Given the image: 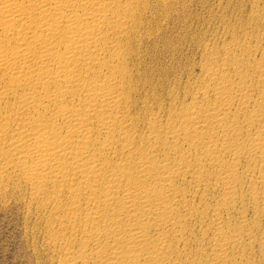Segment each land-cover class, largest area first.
Instances as JSON below:
<instances>
[{
    "label": "bare ground",
    "instance_id": "1",
    "mask_svg": "<svg viewBox=\"0 0 264 264\" xmlns=\"http://www.w3.org/2000/svg\"><path fill=\"white\" fill-rule=\"evenodd\" d=\"M0 204L33 264H264V0H0Z\"/></svg>",
    "mask_w": 264,
    "mask_h": 264
},
{
    "label": "rangeland",
    "instance_id": "2",
    "mask_svg": "<svg viewBox=\"0 0 264 264\" xmlns=\"http://www.w3.org/2000/svg\"><path fill=\"white\" fill-rule=\"evenodd\" d=\"M189 5H190V3H188V5L185 7L186 11L185 10L182 11L183 14L179 15L180 20L178 19V17H176V18H174V20H172L173 22L170 21L169 24H167L168 28L170 26H172V27H170L171 29L169 28L170 30L167 29V27H165L166 29L164 28L165 30L163 29L164 30V36L168 35L167 38H169V39L171 38L170 36H172L171 39L174 40L177 38V36H181V34H184V27L187 28V30L185 29V33H186V31L188 32V31L194 30L195 25L196 26L198 25L199 21L202 18L201 16L204 15L201 12H203V13H205V12L203 11L204 9L202 7H200L198 5L196 6V4H193V5L191 4L190 7H189ZM198 8L201 10V11L199 10L200 14H198V12H195V11H198L197 10ZM189 9H190V11H189ZM184 12H185V14H184ZM186 12L188 13V15ZM196 14L201 15V16L197 17ZM182 17L185 19H182ZM186 17H188V19ZM189 18L191 21H189ZM182 20H183V22H182ZM196 20H197V22H196ZM180 21L182 23H180ZM184 21H186V23L189 22L190 28L191 27H193V28L190 30V28H188L189 27L188 24H186ZM174 22H176L177 24ZM191 22L194 24H192ZM179 23H180V25H179ZM177 27L179 29V32L183 30V33L178 32V34H177V32L175 31ZM181 27L183 29H181ZM173 29H174V31H173ZM195 29H196V27H195ZM170 31H172L174 34H172V32H170ZM173 36L176 38H173ZM4 206L5 207H3V205L0 204V264H33L34 260H33L32 252H31L29 245H28L29 242H26V241H28V240H26L27 237L23 236L24 231L22 229L23 226H22V216L20 213V209L13 207L9 204L4 205ZM23 239L25 240V242Z\"/></svg>",
    "mask_w": 264,
    "mask_h": 264
}]
</instances>
